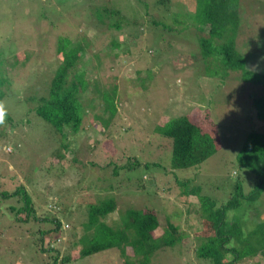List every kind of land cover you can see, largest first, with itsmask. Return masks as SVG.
Returning <instances> with one entry per match:
<instances>
[{"label": "rangeland", "instance_id": "rangeland-1", "mask_svg": "<svg viewBox=\"0 0 264 264\" xmlns=\"http://www.w3.org/2000/svg\"><path fill=\"white\" fill-rule=\"evenodd\" d=\"M88 1L0 0V83L6 108L0 124V264H44L42 258H35L31 235L26 234L33 229L10 225L11 215L7 216L1 203V190H14L20 184L39 212L58 217L57 203L70 212L60 214L67 223L61 238L55 243V234H48L44 240V246L51 243L62 255L69 253L73 259L70 264H122L117 251L105 253L111 263L99 254L78 260L81 247L73 243L89 233L81 224L87 205L110 198L116 208L107 217L109 224L119 223L126 210L151 209L159 220L156 236L163 234L168 222L178 229L179 240L159 257L160 264H207L194 254L197 239L204 234L196 197L204 196L220 205L236 180L249 187L251 182L241 175L244 172L235 157L248 131L264 129L257 105L264 97V0H238L235 48L244 57L245 68L258 75L250 73L244 78L239 71L224 75L217 69L216 75L215 67L205 73L209 77L204 75L200 59L191 57L195 54L191 43H181L172 34L147 26L146 2L151 0L140 3L142 9L136 12H132L136 4L129 0H111L126 15L121 31L95 26L93 8L105 1ZM180 27L182 32L177 25L172 32L180 39L183 34L185 41L197 37L195 27ZM61 38L79 40L86 47L73 72L85 71L84 79L90 85L81 96L83 111H88L82 129L74 135L65 130L71 152L58 162L52 159V152L59 148L60 137L35 114V108L41 98H47L50 78L62 60L56 52ZM112 39L120 43L113 51L117 57L108 54ZM218 58H213L212 66L221 67ZM112 84L121 127L109 131L108 123L107 133L95 116H103L99 93ZM86 104L93 107L91 111L85 109ZM192 111L200 117L204 131L212 134L208 122L214 125L222 148L200 167L172 174L170 145L155 128L160 122L164 124L165 118ZM127 156L138 165L114 176V164L123 163ZM75 158L81 164L79 171L74 169L78 167L72 162ZM151 163L160 166L155 168ZM177 179H187L186 189H196L197 195L187 196ZM90 180L96 182L93 190L94 186L85 189ZM2 201L8 207L16 198ZM229 212L242 221L244 231H249L264 218V197L245 210ZM232 264H264V257Z\"/></svg>", "mask_w": 264, "mask_h": 264}, {"label": "trees", "instance_id": "trees-1", "mask_svg": "<svg viewBox=\"0 0 264 264\" xmlns=\"http://www.w3.org/2000/svg\"><path fill=\"white\" fill-rule=\"evenodd\" d=\"M89 1L96 2L95 0ZM103 1H105L103 4L97 5L95 3L93 8L95 26L97 25L99 29L105 27L121 31L123 29L121 27L124 26L123 23L127 21L126 15L121 12L120 6L114 5L111 0ZM129 1L136 4L132 11L136 12L142 9L139 4L145 0ZM178 1L180 0L147 1L145 12L150 16L146 22L147 26L172 34L181 43H191L190 46L195 52L191 57L192 59L193 56L194 59H200L203 64L202 73L204 75L214 67V74H216L217 69L220 70L219 73L223 72L224 75L229 71L230 73L239 71L241 78L247 77L250 73L256 74L245 68V59L235 48V38L239 25L238 0ZM132 23L133 21L126 23V25ZM175 25L179 27L181 32L180 26L182 25L195 27L197 37L194 40L185 41L186 35L183 34L182 39H180L178 34L172 33L176 32ZM125 36L130 38V34ZM223 38L226 40L223 41ZM216 41L220 42L219 46ZM109 46L112 47L108 53L109 57L115 55L117 57L113 51L120 46V43L112 39ZM85 48L79 40L71 41L69 38L59 40L56 52L57 55L61 54L62 60L50 78L47 98H41L35 108V114L48 123L50 130L52 129L53 133L60 137L59 148L52 152V159H56L58 162L63 161L65 154L71 152V142L66 139L65 130L69 129L71 134H77L82 129L83 119L88 112L83 111L84 102H82L81 96L90 82L84 79L85 71L73 72L76 65L79 64L80 53ZM216 55L222 63L221 67H218L219 65L212 66L213 58ZM207 75L210 76V74ZM262 78H264V74ZM259 81V77H257V82ZM1 87L2 83H0V102L5 96ZM113 88L114 85L112 84L108 90L103 88V91L99 93L103 116H95L102 127L107 129V133L108 123H111L109 131H115L121 127V121L117 114L118 107L114 103L115 94L112 97ZM257 103L259 106L258 118L264 126V97ZM87 108L91 111L93 107L86 104L85 109ZM206 116H208L205 117L206 120L209 121V111ZM208 128L212 134L202 129L201 119L194 114V111L165 118L164 124L160 122L156 126L155 133L167 140L170 145V163L168 159V164L172 174L175 171H186L200 167L202 163L222 148L223 142L218 136L219 133L214 131V125L208 122ZM138 133L140 132L138 131ZM77 158L72 162L77 163ZM235 159L239 169L244 172L241 174L243 178L250 180L249 187H246V183H242L240 179L236 180L228 198L220 205L207 197H196L201 211L204 234L200 236L201 239H197L199 243L194 248V254L197 260L207 264H232L246 259L264 257V218L251 230L244 231L242 221L237 217L228 215L231 213L229 211L245 210L247 205H255L264 197V129L263 131H258V129L248 131ZM90 165L93 164L90 163ZM137 165L135 159L127 156L123 163L114 164L113 175L117 176L121 171L124 174L127 171L130 172ZM156 165L160 166L158 163L150 164V166L157 168ZM80 166L81 164H78V167L74 169L79 171ZM161 168H163L162 171L165 170L164 166ZM80 177L84 179V175ZM176 181L184 187L186 190L184 193L187 196L197 195L196 189H186L189 188L187 179H177ZM88 183L85 189L94 186L93 190L96 182L90 180ZM23 188L20 184L15 186L14 190H7V188L1 190L2 200L11 197L16 198V202L14 201L13 205L11 203L8 207L1 200L7 216L11 215L10 225L22 226L25 231L33 229L31 233L26 231V234L31 235L30 245L37 256L35 258H42L44 264H70L73 259L69 253L62 255L64 253L51 243L44 246V240L48 234H55V243L58 238H61V235L64 234L63 228L67 223H64L60 218V214L65 211V215H70V212L63 210L60 203L56 204V207H59L56 214L60 213L58 217L57 215H46L39 212V208L35 206L30 195ZM64 198L68 199L69 197ZM115 208L116 202L112 198L87 205L86 216L81 224L86 225L85 229L89 233L73 242L74 245L77 244L81 247L78 260L99 254L101 257H105L106 263H111L110 257L107 258L105 253L117 251L122 264H160L159 257H163L162 255L167 249L174 247L179 240L178 229L168 222V225L163 229V234L156 236L154 232L159 228V220L156 211L151 209L126 210L119 223L109 224L106 222L107 217ZM74 237L75 235L70 236L71 239Z\"/></svg>", "mask_w": 264, "mask_h": 264}, {"label": "clouds", "instance_id": "clouds-1", "mask_svg": "<svg viewBox=\"0 0 264 264\" xmlns=\"http://www.w3.org/2000/svg\"><path fill=\"white\" fill-rule=\"evenodd\" d=\"M6 116V108L3 102H0V124L4 123V119Z\"/></svg>", "mask_w": 264, "mask_h": 264}]
</instances>
